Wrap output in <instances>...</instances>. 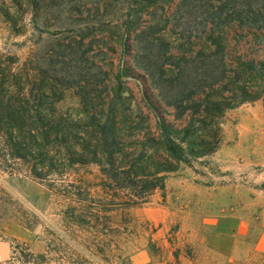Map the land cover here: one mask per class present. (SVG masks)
<instances>
[{"label":"rangeland","instance_id":"374dc122","mask_svg":"<svg viewBox=\"0 0 264 264\" xmlns=\"http://www.w3.org/2000/svg\"><path fill=\"white\" fill-rule=\"evenodd\" d=\"M0 50L36 69L39 83L48 78L74 120L113 114L157 135L145 91L182 127L200 117L207 93L228 101L240 100L243 83L255 89L242 65L264 63V0H0ZM233 107L220 120V149L182 163L164 194L137 206L96 164L41 182L0 144V264L18 243L42 253L48 230L68 232L65 194L76 187L79 205L100 218L104 204L110 211L103 264L176 263L177 249L180 264H264V101ZM125 217L118 252L111 241ZM75 229L103 232L97 219Z\"/></svg>","mask_w":264,"mask_h":264},{"label":"trees","instance_id":"16d2710c","mask_svg":"<svg viewBox=\"0 0 264 264\" xmlns=\"http://www.w3.org/2000/svg\"><path fill=\"white\" fill-rule=\"evenodd\" d=\"M242 67L243 73L251 72L248 79L255 89L250 91L243 83L239 88L240 100L236 96L228 101L214 100L207 93L200 117L192 118L182 127L168 121L154 94L145 91L144 100L157 119V135H151L142 134L144 129L139 127H126L113 114L103 121L88 114L85 124L80 119L74 120L57 108L60 95L48 78L39 83L34 75L36 69L21 64L20 57L10 51L0 50L1 152L5 158L20 160L29 175L41 182H48L54 173L68 174L78 165L96 164L111 176L119 192H128L126 205L147 203L157 192L165 193L167 176L182 163L211 156L220 149L223 141L220 120L225 111L235 104L264 101V63L243 62ZM141 135L143 140L127 138ZM83 194L81 187L65 194L70 200L64 212L66 234L48 230L42 253L35 252L27 243H18L6 264H93L88 257L103 264L107 253L103 249L99 251V247L110 246L105 233L112 223L107 215L110 211L104 204L103 215L98 217L99 210L93 205H79ZM93 219L102 222L101 235L84 237L75 229L89 225ZM129 223L125 217L115 229L118 242L115 236L111 242L118 252ZM179 252L178 249L174 252L176 263L168 264H180ZM187 256L194 263L195 258ZM122 263L127 261L123 259Z\"/></svg>","mask_w":264,"mask_h":264}]
</instances>
